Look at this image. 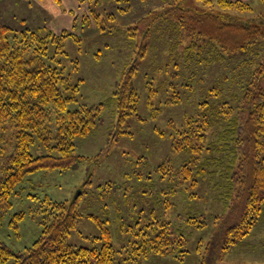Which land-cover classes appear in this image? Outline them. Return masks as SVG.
<instances>
[{
	"label": "trees",
	"instance_id": "16d2710c",
	"mask_svg": "<svg viewBox=\"0 0 264 264\" xmlns=\"http://www.w3.org/2000/svg\"><path fill=\"white\" fill-rule=\"evenodd\" d=\"M197 1L202 5L167 0L162 9L148 12L142 19L149 25L146 33L157 34V39L164 35L165 50L159 55L154 52V43H149L154 53L147 65L142 64L145 50L138 53L137 60L133 58L119 69L112 95L96 104H78L84 78L74 80L59 65L58 55L67 52L65 41L70 34L43 26L17 29L0 19V155L4 160L0 225L30 174L73 168L84 158L76 152L77 139L99 129L111 102L119 111L117 125L129 115L141 118L137 114L140 92L136 78L142 66L143 78L152 84L150 98L171 90L168 103L181 100L178 86L193 88L203 79L201 74L197 76L199 72L218 67L222 72L216 71L214 83L203 92L197 108L185 114L169 134L172 149L184 157L181 164L163 162L156 171L164 173L163 179L177 181L178 189H171L170 194L181 190L191 201L201 199L198 191L204 179L225 158L222 174L226 210L215 216L216 229L201 264H220L223 253L252 233L264 217V13L251 21L239 20L232 12L253 10L246 0H217V5L215 0ZM138 33L134 28L133 42L142 48L141 41H136ZM73 104L75 107H71ZM149 105H153L152 99ZM5 130L12 135L9 146ZM110 187L109 182L97 186L99 194ZM90 189L92 180L88 179L81 186L82 194L70 201L52 200L46 194L39 210L43 224L40 235L19 251L0 238V264H144L153 254L171 253L182 260L189 252V237L182 226H176L171 218L156 216L153 210L150 221L148 213L140 209L132 228L133 238L125 244L115 243V218L112 221L108 215L101 218L80 211L79 201ZM165 207H171L168 200ZM207 213L203 209L188 210L187 214L180 213L179 219L203 228L208 224ZM84 215L91 217L101 231L92 238V246H78L70 240ZM24 217L25 211L14 212L10 226L18 230ZM123 217L117 227L129 233L131 226L122 223H126Z\"/></svg>",
	"mask_w": 264,
	"mask_h": 264
},
{
	"label": "rangeland",
	"instance_id": "374dc122",
	"mask_svg": "<svg viewBox=\"0 0 264 264\" xmlns=\"http://www.w3.org/2000/svg\"><path fill=\"white\" fill-rule=\"evenodd\" d=\"M166 1L0 0V19L17 29L24 25L43 26L57 33L65 31L70 34L65 41L67 52L58 55L59 65L63 66L65 73L74 80L84 78L78 93V104H96L112 95L119 77V69L131 63L133 58L137 60L138 53L146 50V57L142 62L144 66L154 52L160 55L163 49L165 50L166 37L161 35L157 39V34L148 36V22H142V19L150 10L162 9L167 4ZM246 1L252 5L253 10L232 12L233 16L239 20L251 21L264 13V0ZM216 2L217 0L214 4ZM188 4L202 5L197 0H188ZM134 28L139 29L136 41H141L142 48L140 45L135 46L133 42ZM149 43H154V52L148 47ZM163 56L161 58L164 61L166 55ZM143 66L136 78L140 92L137 114L141 118L129 115L127 120L117 125L119 111L117 105L111 102L103 112V123L99 129L77 139L76 152L84 156L77 165L65 170H39L30 174L22 184V192L14 196L13 207L5 213L0 225V238L13 250H24L40 235L43 224L39 210L45 203L41 201L46 194L50 195L52 200L70 201L75 198L78 190H81L82 184L91 179L92 190H88L79 201L80 211L101 218L108 215L112 221L115 218L114 225L112 224L115 243L125 244L133 238L132 228L140 209L148 213L146 216L150 221L154 218L153 211H156V216L171 218L176 226H182L189 237V252L185 253L182 260L171 253L153 254L144 264H201L206 245L216 229L215 216L226 210V207H223L225 199L222 174L225 158L224 163L212 167L211 170L215 171L204 179L203 188L198 191L201 199L196 197V200L191 201H187V193L181 190H177L175 195L170 194L171 189H178L177 181L163 179L164 173L157 172L156 166L163 162L173 166L181 164L184 157L172 149L169 134L176 123L182 122L185 114L197 108L203 92L214 83V77L218 74L216 71H222L213 67L212 71L208 69V72H199L197 76L201 74L202 81L189 89L183 85L178 86L181 100L168 103L167 100L173 94L171 90H162L150 98L149 87L152 84H147L145 76V79L143 78ZM151 99L152 106L149 105ZM71 107H75V104ZM120 130L125 133L120 135ZM11 136L10 130H5L7 146L11 144ZM3 161L1 154L0 176ZM107 182L111 187L99 194L101 189L97 186ZM166 200L171 205L167 209ZM195 209L208 212V215L205 214L207 227L188 225L179 219L180 213L187 214L188 210ZM19 210L25 211V217L20 222L19 229L15 230L10 226V219L12 214ZM120 216H124L126 221L122 222L123 224L131 226L129 233L117 227ZM100 233L96 222L84 215L79 219L70 240L78 246H92V238ZM220 264H264V217L239 245L223 253Z\"/></svg>",
	"mask_w": 264,
	"mask_h": 264
},
{
	"label": "water",
	"instance_id": "95a60500",
	"mask_svg": "<svg viewBox=\"0 0 264 264\" xmlns=\"http://www.w3.org/2000/svg\"><path fill=\"white\" fill-rule=\"evenodd\" d=\"M81 190H78L77 194L75 195V198L80 194Z\"/></svg>",
	"mask_w": 264,
	"mask_h": 264
}]
</instances>
